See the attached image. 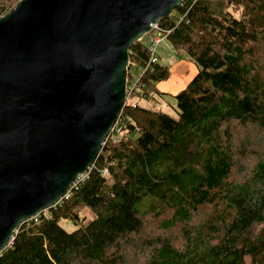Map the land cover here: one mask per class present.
<instances>
[{
  "label": "trees",
  "instance_id": "trees-1",
  "mask_svg": "<svg viewBox=\"0 0 264 264\" xmlns=\"http://www.w3.org/2000/svg\"><path fill=\"white\" fill-rule=\"evenodd\" d=\"M17 1L0 0V16ZM157 25L196 74L161 92L169 66L148 64L144 37L133 43L127 82L146 69L101 152L66 196L20 224L0 264H264V0H182ZM166 96L173 116L140 104Z\"/></svg>",
  "mask_w": 264,
  "mask_h": 264
},
{
  "label": "water",
  "instance_id": "water-1",
  "mask_svg": "<svg viewBox=\"0 0 264 264\" xmlns=\"http://www.w3.org/2000/svg\"><path fill=\"white\" fill-rule=\"evenodd\" d=\"M181 1L19 0L0 16V252L92 166L130 47Z\"/></svg>",
  "mask_w": 264,
  "mask_h": 264
},
{
  "label": "rangeland",
  "instance_id": "rangeland-1",
  "mask_svg": "<svg viewBox=\"0 0 264 264\" xmlns=\"http://www.w3.org/2000/svg\"><path fill=\"white\" fill-rule=\"evenodd\" d=\"M236 15H238V13H236ZM151 34H152V32L145 34L143 41L149 42L150 38H151ZM160 39H161L160 42L156 44L155 53L159 57V62L161 64L171 66L176 59V56L174 55V50H173L172 46L170 45V42L168 41V39H166L164 37H161ZM194 72H195L194 67H190V72L186 75H183V74H181L178 67L174 66L171 69V75L168 78L167 83H165L166 85H160V87L165 89V90L178 93L179 90L182 89L186 85L187 80L194 74ZM166 98H167L165 101L166 104L162 103L160 105H156L153 101L146 103L143 100L140 101V104L147 105L148 107L153 108V109L161 110V111L173 116V115H175V111L173 108V107H175V101L170 96H166ZM252 158H254V157L247 156L245 158V159H247V161H245L244 163L249 164L252 161ZM239 163H240V160H239ZM244 167H245V165H242L240 167V169L244 170V169H242ZM210 213H213V205L212 206L204 205L199 211V214L201 216H204V217L208 216ZM79 214L81 217H85L86 219H89L90 217L93 216L92 213L90 212V210L87 208H84V207L80 209ZM149 220H151V219H149ZM61 223L63 224V226L67 230H71L75 227V225L71 221L62 220ZM150 229H149V226L146 225V227L143 231H148ZM130 254H131V252H130ZM146 256L147 255L140 256L137 259V264H144L145 260H146ZM245 260H246V264H249L250 259L248 257H246Z\"/></svg>",
  "mask_w": 264,
  "mask_h": 264
},
{
  "label": "built area",
  "instance_id": "built-area-1",
  "mask_svg": "<svg viewBox=\"0 0 264 264\" xmlns=\"http://www.w3.org/2000/svg\"><path fill=\"white\" fill-rule=\"evenodd\" d=\"M150 31H155L154 32V36L153 37H151L150 38V41H149V47H148V50H149V52H150V56H149V61H148V64L149 63H152V62H156V61H158V59H159V57L156 55V53H155V48H156V44L157 43H159L160 42V38L161 37H164V38H166V35H167V33L169 32L168 30L167 31H165V32H163L162 30H159V27H158V25H157V22L156 23H154V24H152V27H151V30ZM144 37V36H143ZM142 37V38H143ZM141 38V39H142ZM141 39H139V40H141ZM138 40V41H139ZM147 64V65H148ZM130 65H133L134 66V63H133V61H131L130 59H129V67H130ZM129 69V68H128ZM146 69V67L145 68H142V69H140L139 71H137V73L135 74V76L133 77V79L128 83V82H126V102H128L129 101V94L131 93V91L135 88V86L137 85V83H138V81H139V78H140V76H141V74L144 72V70ZM114 128V127H113ZM113 128H112V130H113ZM111 130V131H112ZM106 171H104V173H105ZM85 174V173H84ZM83 174V175H84ZM82 176V175H81Z\"/></svg>",
  "mask_w": 264,
  "mask_h": 264
},
{
  "label": "crops",
  "instance_id": "crops-1",
  "mask_svg": "<svg viewBox=\"0 0 264 264\" xmlns=\"http://www.w3.org/2000/svg\"><path fill=\"white\" fill-rule=\"evenodd\" d=\"M174 66H176V67H178V69L180 70V72H181V74H183V75H186V74H188L189 72H190V67H194V69H195V72H194V74L187 80V82H186V84L192 79V77L196 74V72H197V67H196V65L192 62V61H190V60H188V59H175V61L173 62V64L170 66L169 65V77H170V75H171V69L174 67ZM168 77V78H169ZM168 78L167 79H165V80H161V81H159L158 83H157V88H158V90L159 91H161V92H165V93H168V94H170V95H175L177 92H171V91H168V90H165V89H163V88H161L160 87V85H166L165 83H167V80H168ZM186 86V85H185ZM184 86V87H185ZM183 87V88H184ZM182 88V89H183ZM182 89H180V90H182ZM179 90V91H180Z\"/></svg>",
  "mask_w": 264,
  "mask_h": 264
},
{
  "label": "bare ground",
  "instance_id": "bare-ground-1",
  "mask_svg": "<svg viewBox=\"0 0 264 264\" xmlns=\"http://www.w3.org/2000/svg\"><path fill=\"white\" fill-rule=\"evenodd\" d=\"M74 184H75V183H74ZM60 200H61V199H60ZM60 200H59V201H60ZM36 216H37V215H36ZM32 218H33V217H32Z\"/></svg>",
  "mask_w": 264,
  "mask_h": 264
}]
</instances>
